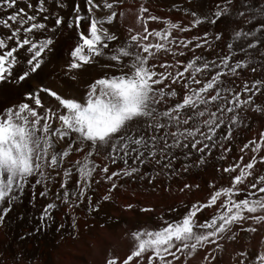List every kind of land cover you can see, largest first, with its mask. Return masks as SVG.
<instances>
[{
  "label": "snow or ice",
  "instance_id": "1",
  "mask_svg": "<svg viewBox=\"0 0 264 264\" xmlns=\"http://www.w3.org/2000/svg\"><path fill=\"white\" fill-rule=\"evenodd\" d=\"M46 2L52 0H37L35 14L29 15L24 9L15 8L17 0H0V7L13 9L6 19L0 17V27L9 30V34L0 36V81H5L16 70L15 82L22 86L52 63L55 39L64 18L58 12H51ZM119 2L84 0L85 11L82 13L77 0L73 15L67 18V27L75 26L78 40L70 50L63 75L77 81L74 72L85 65L98 66L102 70L97 78L84 83L80 102L62 97L49 85H35L11 102L0 100V223L5 221L6 214L29 184L33 189L40 186L38 195L49 198L38 216L41 225L46 226L52 220L51 212L58 202L74 209L93 183L107 182L110 186L106 193L92 208L96 211L101 200L111 199V193L123 178L132 179L138 174L140 179L148 176L147 172L141 173L138 165H160L163 170L174 168L179 160L187 161L194 156L191 164H181L173 174L204 165L206 155L218 145L223 153L230 151L220 141L231 142L235 136L232 127L222 126L226 122L237 125V110L252 105L257 93L264 96V79L254 80L251 87L243 83L237 91L231 87L234 82L223 71L227 68L230 73L239 75L237 69L254 62L242 61L234 51L237 48L246 56L258 53L264 58V3L253 6L241 3V0H223L224 6L215 5L210 15L198 16L193 12L195 19L188 26L164 20L161 30L149 31L145 21L142 32L132 34L133 30L128 28L121 36L115 23ZM24 3L29 9L33 8L29 0ZM55 3L60 9L67 6L65 0H55ZM242 7H247L248 12L241 11ZM147 11L140 8L141 13ZM41 14L45 15L38 20ZM119 16H123V12ZM239 18L243 25H249L246 30L235 24ZM49 19L54 21L51 27L47 23ZM140 19L138 16L137 20ZM221 19L224 23L222 32L230 25L234 26L233 42L227 43L226 54L220 55L214 45H209L219 64L216 60L205 59L203 53L192 51L188 48L190 42L183 40L181 50H172V55L182 57L185 51L191 52L186 63L181 60L159 63L158 53L161 50L169 52L166 44L174 43V38L169 39L171 30L186 32L205 23L215 25ZM147 20L159 18L148 15ZM210 34L216 41L222 39L221 32H204L205 37ZM149 37L163 43L149 42ZM192 39L199 40L200 37L193 36ZM194 47L200 49L202 45L197 43ZM230 59L235 60L234 65L229 63ZM225 80L229 86L223 87V92L227 95H221ZM241 93L250 95L242 99ZM256 111L264 113V108L256 107ZM218 130L227 133L220 135V141L216 140ZM250 146L252 153L264 149V130L258 133V142L253 139L238 147L239 159L216 169L222 175L228 174L227 186L210 182L207 186L211 191L206 201L191 203L179 219L160 216L156 218L159 221L157 227L132 231L130 253L125 257L109 254L105 264H186L187 257L198 248L209 245L218 248L217 240L224 234L232 233L229 239H235L236 231L256 232L255 227L244 225L249 220L255 224L264 223V170L258 171L264 165V155H252L241 166L244 151ZM73 154L78 158L71 159ZM219 159L224 160L225 155L221 154ZM118 163L123 166L110 171V166ZM73 175L77 177L75 187L69 188ZM159 175L157 172L156 176ZM57 177V191L51 193L49 184L55 183ZM191 187L185 183L181 191ZM241 192L246 195L241 197ZM221 198L215 214L201 222L198 213L217 205ZM141 211L151 212L152 209L142 208ZM171 211L176 212V209ZM258 212L262 214L255 215ZM73 224L75 226V221ZM214 251V248L209 249V253ZM185 252L187 256L181 259ZM239 257L237 264H264V250L254 256L241 251ZM214 260V255L204 257L205 264H213Z\"/></svg>",
  "mask_w": 264,
  "mask_h": 264
},
{
  "label": "bare ground",
  "instance_id": "2",
  "mask_svg": "<svg viewBox=\"0 0 264 264\" xmlns=\"http://www.w3.org/2000/svg\"><path fill=\"white\" fill-rule=\"evenodd\" d=\"M76 2L77 0H65L67 6L62 9L57 8L55 0H52L51 3L46 2V7L51 12H58L64 18L59 28L66 26L67 18L73 15V7ZM29 3L33 5L32 9L27 7L24 0H17L15 8L24 9L25 13L29 15L35 14L37 0H29ZM78 3L83 13L85 11L84 0H78ZM167 5L162 4L161 7L168 10ZM12 11L13 9L0 7V17L6 19ZM45 14H41L37 19L42 20ZM52 21L49 19L47 23ZM9 23L12 24V22ZM12 26L15 27L16 25L13 24ZM72 30L74 29L72 28ZM7 34H9V30L0 27V36ZM64 51L58 46L56 48L55 44L52 63L31 79L23 82L22 86L15 82L16 70H13L12 76L5 81H0V100L11 102L19 99L20 93L35 85H49L62 97L76 99L77 102H80L84 92V83L91 78H97L102 70L95 66L85 65L82 69L75 70L74 74L78 76V80L72 81L63 75L66 70V62L69 60L67 51ZM248 51L251 53L252 50L249 49ZM254 55L253 57L252 55H245L247 58H243L246 61H254L250 66H245L248 77L247 75V78L244 76L246 79L242 81L247 83L249 87L254 80L264 79V66H262L264 58L258 53ZM253 68L257 71H252ZM230 78L234 82L231 87L237 90L235 78L233 76ZM227 86H229L228 83ZM247 95L250 93H245V97H243L246 98ZM49 100L54 102L53 98H49ZM256 107L264 108V96L259 93L253 97L252 105L237 110L236 114L239 116L237 125H228L226 122L222 126L225 128L232 127L235 139L231 142L220 141V135L227 133H221L218 130L216 140L229 148L228 153H223V149L218 145L212 153L206 155L204 165L193 166L187 172L180 173L177 180L181 189L185 183L192 186L190 189H184L173 195L160 192L153 197L150 207H147L148 205L142 199L141 194L151 196L153 194L152 188L157 185H151L148 181H144L145 179L140 181L136 177L132 179L123 178L119 181L118 188L111 193V199L109 201L101 200L100 207L93 211L92 208L95 207L96 201L106 193L110 186L107 182L102 181L99 184L104 187L103 192L96 194L95 198L92 197L89 200L88 190L85 198L80 199L77 202L78 206L74 209H69L58 202L57 208L51 212L52 220L43 226L38 216L42 208L49 202V198H41L38 195L41 190L40 186L33 189L31 184L27 185L20 199L13 204L9 213L6 214L5 221L0 223V264H13V261L14 264H105L109 254L125 257L126 254L130 253L132 241H122V239L130 240L132 231L144 227L149 228V230L157 227L159 221L156 218L160 216L180 218V214L186 207H190L191 203L206 201L211 191L207 186L210 182H214L217 186L229 184L228 174L222 175L216 169L226 167L229 163L239 159L241 153L238 147H242L244 143L253 139L258 142V133L264 130V113L256 111ZM228 115L232 114L229 113ZM221 154L225 155L224 160L219 159ZM252 155H257V157L264 155V149L258 153H252L251 146L249 149H245L244 160L240 161L241 166ZM183 163L186 161L181 159L180 164ZM260 170H264V165L260 166L258 171ZM76 178V175L72 176L68 185L69 188L75 187ZM58 182L59 177L55 183L49 184L51 193H56ZM98 185L93 183L91 188L98 187ZM240 195L244 197L246 193L241 192ZM221 202L222 198L218 200L217 205L198 213L200 221L203 222L214 215ZM128 205L132 207L129 208ZM142 208H151L152 211L142 212ZM172 208H175L176 212H172ZM260 214L262 213L258 212L255 215ZM74 221L75 224L78 221L83 222L84 230L82 232L74 230ZM249 225L255 227L257 231L254 233L236 231L235 239H229L232 233L224 234L217 240L218 248L214 245L206 246L203 249L198 248L191 257H187L186 264H205L204 257L206 254L215 256L213 264H237L241 251L254 256L257 252L264 250V223L255 224L249 220L244 227ZM69 237H72L74 241H59L63 238V240H68ZM213 248L215 249L214 253H209V249ZM186 256V252L181 254V259Z\"/></svg>",
  "mask_w": 264,
  "mask_h": 264
},
{
  "label": "rangeland",
  "instance_id": "3",
  "mask_svg": "<svg viewBox=\"0 0 264 264\" xmlns=\"http://www.w3.org/2000/svg\"><path fill=\"white\" fill-rule=\"evenodd\" d=\"M263 1L264 0H241V3H251L253 6H255ZM162 4H168L167 5V7H169L168 10H165V7L162 8L161 7ZM217 4H219L221 7L224 6L223 0H120L119 4L117 3L116 5L118 18L116 19L115 23L117 26H119V31L121 36H124L127 33L128 28H131L133 30L132 34H135L136 32H142L145 21L149 31H152L154 29L161 30L164 27L163 24L164 20H168L170 23H176L180 26H188L190 24V21L192 19H195V17L192 15L193 12H195L198 16H202L204 14L210 15L211 12L214 10L215 5ZM141 7L146 8L148 11L141 13L140 12ZM240 10L245 11L246 13L248 12L247 7H242ZM120 12H123V16H119ZM101 14L102 13H97V15H101ZM148 15L156 16L159 18V20L156 21L147 20ZM138 16L141 18L140 20H137ZM53 23L54 21L49 22L48 23L49 27H51ZM252 23L255 24L256 22L252 21ZM83 24L84 23L82 22L81 25L82 31L85 30V26ZM235 24L240 25L245 30L247 29L248 26L242 24V18L236 19ZM233 26L234 25H230L226 31L222 32V29H224V23L221 19L215 25L205 23L203 25L197 26L195 29H190L189 31L186 32L171 30V36L169 37V39L174 38V43L172 45L166 44V47L170 49L169 52L165 53L163 50H161L160 53H158L159 63H172L175 60H181L186 63L187 59L191 58V52L185 51V55L182 57L178 55L177 56L172 55V50H176V51L181 50L180 42L183 40L190 42L188 44V48L192 49V51L196 52L197 54L203 53L205 59L216 60V63L219 64V60L214 54L212 48H209V45H214L216 51L219 52L220 55L226 54L227 43L233 42L231 39V32ZM73 29L74 30H72L71 28L69 30L66 24V26H63V28L62 27L59 28V31L57 33V38L55 39L56 48L58 46L59 49L62 48L63 50H65L64 52L67 51V55H69L70 50L75 46L78 40L75 26H73ZM237 30H240V28L238 27ZM205 31H209L210 33L221 32L222 39L220 41H216L211 34L205 37L204 36ZM193 36H199L200 39L193 40L192 39ZM205 40L208 41L207 44L204 43ZM149 42L163 43V41H157L155 37H149ZM197 43H200L202 45L200 49H196L194 47V45ZM257 47H259V45ZM204 49H208V51H204ZM234 51L242 61L243 60L246 61L245 59H243V58H247L245 56V53L240 52L238 48L234 49ZM253 56L255 55H252V57ZM68 58L70 59V57ZM229 63L234 65L235 60L230 59ZM95 67L101 70L98 66ZM245 68L246 67H244V69L243 68L237 69V73H239V75H234L230 73L227 68H223L224 73H226L228 77L233 76L235 78L236 84L238 85V86L236 85L237 91L242 86L243 83L242 81H244V79L248 77V73ZM161 71H163V69H161ZM185 75H188V73H185ZM226 81L227 80H225V84L221 86V95H227L226 93L223 92V87H228ZM243 96L245 97V93L244 94L241 93L242 98H244ZM202 107L203 106H201V108ZM211 110H215L214 107H212ZM77 157H78L77 154H73L71 159L75 160L77 159ZM194 159L195 156L192 159L187 160L186 163L191 164ZM98 163H100V161H98ZM180 163L181 160L176 162L174 168L163 169V170H161L160 165H138L141 169V173L143 172L148 173V176L144 177L143 179H140L138 174L136 177L139 178L140 181L144 179H145L144 181H148L151 177L156 176L157 172L160 173V175L156 176V178L151 183V185L152 184L157 185L155 188H152L153 194L151 193L152 194L151 196L141 194L142 199L148 205L147 207L151 206L153 197L160 192L165 194H172V195L174 193L176 194L180 193L181 186L177 179L181 172L178 174H173L176 169H179L181 167ZM129 164L131 165V161H129ZM122 166L123 165L121 163H118L116 165H111L110 171L116 170L117 168ZM165 173H167V175ZM103 189L104 187L101 184H99L98 187L90 188L88 191V197L95 198V195L101 194L103 192ZM173 218L174 217L165 218V219H171V220L179 219V217H176L174 219ZM82 223H83L82 221H78L74 226V230H80L82 232L84 230V225ZM63 239H60L59 241H74L72 237L71 238L69 237L68 240H63ZM122 241H132V240L122 239Z\"/></svg>",
  "mask_w": 264,
  "mask_h": 264
}]
</instances>
